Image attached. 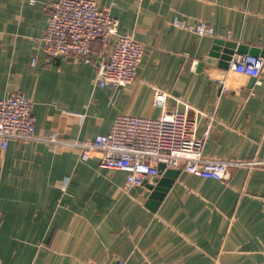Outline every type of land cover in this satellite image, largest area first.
<instances>
[{"label":"crops","instance_id":"1","mask_svg":"<svg viewBox=\"0 0 264 264\" xmlns=\"http://www.w3.org/2000/svg\"><path fill=\"white\" fill-rule=\"evenodd\" d=\"M53 1L0 0V98H30L37 131L0 145V264H264L262 167L235 168L228 180L164 168L161 197L147 203L139 185L124 190L125 171L100 165L99 149L70 143L108 133L120 113L158 116L159 87L169 108L196 117L198 136L208 131L206 158L263 166L264 67L260 82L230 72L221 90L215 75L226 69L206 58L220 42L233 56L264 55V0H97L144 45L136 80L122 87L95 80L100 40L92 62L44 50ZM176 16L214 34L175 25Z\"/></svg>","mask_w":264,"mask_h":264},{"label":"built area","instance_id":"2","mask_svg":"<svg viewBox=\"0 0 264 264\" xmlns=\"http://www.w3.org/2000/svg\"><path fill=\"white\" fill-rule=\"evenodd\" d=\"M48 19L42 36V47L53 57L75 56L92 62L93 42L100 40L103 52L96 63L97 84L100 87L126 86L136 80L144 45L131 31L119 29V19L99 6L97 0H57L47 6ZM174 24L200 35H213L214 27L199 21L187 24L179 16ZM231 55L225 73L215 75L221 90L228 89L229 73L253 77L260 82L264 55L236 52ZM239 53V54H238ZM154 104L161 109L158 116L118 114L108 133L70 143L85 151L102 152L100 165L126 172L124 190L141 185L160 174V164L166 169H181L201 178L228 180L235 168L262 167L261 160L247 161L208 159L205 157V136L197 135V119L187 109L169 108L171 95L159 87L153 88ZM33 102L18 91L0 98V145L6 147L10 140L28 141L36 138ZM217 109L205 114L211 127ZM52 141H66L53 135ZM84 151V152H85ZM108 264H126L118 258Z\"/></svg>","mask_w":264,"mask_h":264},{"label":"water","instance_id":"3","mask_svg":"<svg viewBox=\"0 0 264 264\" xmlns=\"http://www.w3.org/2000/svg\"><path fill=\"white\" fill-rule=\"evenodd\" d=\"M224 42H220V45L218 48H216L214 51L210 53L209 56H207L206 60L207 62H213L217 63L219 62V65L225 69H227L228 63H229V58L231 54L234 52V50L230 46H226ZM252 54H256L253 51H250ZM165 167V164H160V173L163 171ZM159 177L153 176L150 179H148L146 182L143 184L139 185L140 192L144 195V197L147 198V203L148 202H155V199L158 197H161V194L157 192L156 189H160L159 187H155V184L159 181Z\"/></svg>","mask_w":264,"mask_h":264}]
</instances>
